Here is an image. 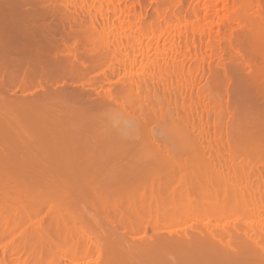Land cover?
Segmentation results:
<instances>
[{"label":"bare ground","instance_id":"6f19581e","mask_svg":"<svg viewBox=\"0 0 264 264\" xmlns=\"http://www.w3.org/2000/svg\"><path fill=\"white\" fill-rule=\"evenodd\" d=\"M133 1L0 0V163L10 167L0 168V221H18L0 225V264H264V60L252 67L236 43L252 31L230 39L262 91L237 86L218 100L200 75L207 53L226 57L225 30L247 20L240 0H191L203 10L195 21L160 7L150 29ZM254 2L264 15V0ZM189 32L207 40L201 59ZM148 85L167 103L189 92H179L183 115L162 120ZM157 120L188 130L196 157L174 158ZM132 131L153 161L172 157L143 165L136 152L147 143L130 144ZM79 205L101 215L100 231Z\"/></svg>","mask_w":264,"mask_h":264},{"label":"rangeland","instance_id":"374dc122","mask_svg":"<svg viewBox=\"0 0 264 264\" xmlns=\"http://www.w3.org/2000/svg\"><path fill=\"white\" fill-rule=\"evenodd\" d=\"M255 0H240V2H239V7L238 8H240V13H244V15L243 16H245L244 18H243V20L245 21L246 20V18H247V20L245 21V22H243L244 24H241V25H234V26H232V27H230V28H228V29H226L225 31H226V39H225V41L223 42L222 41V49H224L225 51H223V56H226V57H224L222 60H220L219 61V58L218 57H216V56H212L210 53H207V55H206V57H204V60L206 59V61H204V63H205V65H204V63H203V66H204V70H203V72L202 73H204V74H200L201 75V77H203V79L202 80H204V77H205V79H206V75H207V85H206V87L203 89V91L204 92H208L209 93V95L212 97V98H215V99H218V100H222V97H224L226 94H228V92H231V93H229V94H232V90L235 88V90H236V88H237V86L240 88V87H242V89H240L239 90V88L236 90V91H238V93H241L242 95H243V93L245 94V93H247L246 95H248V93H249V96H246V95H244V96H246V97H250V94H251V97H252V95H253V92L254 93H257L258 92V90L257 89H259L258 88V84L256 85L255 83H254V76L256 75V74H258V73H256V74H253V72H252V70L251 69H253L252 67H254L253 66V64L256 66V69L258 68L259 69V67H257V65H259V66H261V65H263V64H261V63H263V62H260V60L262 59V60H264L262 57H264V56H262V51H264V20H261V18L263 19L264 17V15H262V14H259V15H262V17L261 18H259V15L257 14L258 13V11L256 10V6H255V2H254ZM159 4H157V3ZM160 2H162V4L160 3ZM171 3V5H170V3ZM133 3H134V5H135V7H136V11H137V13H139V14H141V17H142V21H141V23H142V25L144 26V27H146L147 29H150L151 27H154V28H156V27H158L159 25H160V19H159V15H158V11H159V9H161L160 7H164L165 9H167L166 10V13H167V15H169L171 18L172 17H174V15L175 14H180V15H184L189 21H195L196 20V16H195V13L194 12H197V14H198V18H201L202 17V14H203V10H201V8H199V6L198 5H195V2H193V1H191V0H182L181 1V3L182 4H180L179 3V1L178 0H134L133 1ZM164 3H168V5H164ZM179 3V4H178ZM264 3V2H263ZM174 4V5H173ZM161 5H163V6H161ZM168 6V7H167ZM237 7V6H236ZM254 7H255V9H254ZM263 7H264V4H263ZM84 10V9H83ZM81 11L80 10V13H83V16H85V13L86 12H84V11ZM255 10L257 11V13L255 12ZM237 11H239V10H237ZM261 12H264V9L261 11ZM261 12H259V13H261ZM87 14V13H86ZM255 14V15H254ZM257 14V15H256ZM88 16V15H87ZM247 16V17H246ZM258 19V20H257ZM258 21V22H257ZM247 22V23H246ZM242 25H244V28H245V32H243L244 30H242V31H240L241 29L239 28L240 26H242ZM259 25V26H258ZM261 25V26H260ZM244 28H242V29H244ZM250 31H252V32H250ZM256 31V32H255ZM239 32H240V34L242 33H245V34H247V33H249V34H247V35H245V34H243L242 36L239 34ZM254 32V33H253ZM253 34V35H252ZM255 34V35H254ZM244 35H245V37H244ZM248 35L251 37V39L250 38H246V37H248ZM234 36H236V38H237V36H238V38L241 36V37H244V39H242L243 41L240 43H238V38L236 39V38H234ZM254 36H257V38L256 37H254ZM234 38L233 39V41L235 40V42H236V40H238L236 43L237 44H239V46H240V44L242 45V47H243V52H245V53H247V54H245V56L247 55V57L246 58H252V59H247V60H251V69L249 68V70H248V68L247 69H244L245 67H250V64H245V61H247V60H245L244 61V59L242 58H239V59H237V53H236V48H237V46H236V44H235V42L233 43V41H232V39H230V38ZM240 37V38H241ZM239 38V39H240ZM200 39H202V38H200L197 34H195L194 36H192V34H191V32H189L188 33V39H187V43L189 44V45H192V41H194L195 42V45H196V49H195V54H197L196 55V57L197 56H200L201 55V57H200V59L202 58V56H205V54L204 55H202V53H204L205 52V45H206V43H207V40H205V38H203L202 40H200ZM232 41V43L233 44H235V46H230L231 44L229 43V42H231L230 40ZM255 39H256V41H255ZM252 40H254V42L252 41ZM229 41V42H228ZM230 44V45H229ZM232 44V45H233ZM181 45L183 46L184 45V41H181ZM232 49H231V48ZM234 47H235V49H234ZM241 47V46H240ZM242 49V48H241ZM244 49H245V51H244ZM232 50H234V51H232ZM224 52H226V53H224ZM232 52V53H231ZM233 52H235V53H233ZM231 55H229V54ZM211 55V57H210V55ZM233 54H235L236 55V57H235V55H233ZM248 54H249V56H248ZM232 55H233V57H232ZM252 56V57H251ZM262 56V57H261ZM217 58V59H216ZM245 58V59H246ZM195 59H197V60H199V58H195ZM195 59H193V60H195ZM254 59V60H253ZM224 60V61H223ZM261 60V61H262ZM243 61V62H242ZM257 63H256V62ZM259 61V62H258ZM194 62H196V60L195 61H192V62H188L187 64H186V69H189L188 67H190V65L191 64H194ZM255 62V63H254ZM249 63V62H248ZM243 64H245V65H247V66H242ZM261 64V65H260ZM224 68H226L227 70H225ZM261 68L264 70V68L261 66ZM236 69V70H235ZM230 70H235V72H230V73H227L228 71H230ZM251 70V71H250ZM254 71V70H253ZM258 71V70H257ZM259 72H261V71H259ZM226 73V74H225ZM232 73V74H231ZM255 73V72H254ZM263 73V72H262ZM261 73V74H262ZM206 74V75H205ZM228 74V75H227ZM231 74V76H233V79H232V83H230V85L229 86H223L222 84L220 85L219 84V81L222 79V77H223V75L225 76L224 78H228V76ZM264 74V73H263ZM200 75H199V77H200ZM202 75H205V76H202ZM236 75V76H235ZM259 75V74H258ZM188 73H187V71H186V74H185V77L186 78H188ZM230 76V77H231ZM257 76V75H256ZM261 76L262 75H260V79H262L261 78ZM237 79H236V78ZM257 77V78H258ZM121 78H124V76H122L121 75ZM221 78V79H220ZM256 78V77H255ZM256 78V79H257ZM258 78V79H259ZM263 78H264V76H263ZM124 81H126L125 79H123ZM230 80H231V78H230ZM264 80V79H263ZM234 81V82H233ZM237 82V83H236ZM234 83L235 84H237L236 85V87H234ZM242 83V84H241ZM254 84V85H253ZM231 85H233V86H231ZM243 85V86H242ZM256 85V86H255ZM148 87H149V92H145V96H146V100H147V103H149V104H151L152 105V107H153V110L156 112H158L159 110H157V109H161V111H159V114L160 115H162L163 117H162V120H165L166 118L164 117V113L165 112H167L168 113V115L172 118V119H175V113H174V108H176V111L180 114V115H183L182 114V110L180 109V104H181V98L179 99V96H181V94L179 93V92H181V93H183V95L185 96V95H187L189 92H186V91H181V90H179V92H177L178 93V95H176L177 93L175 92V95H176V97L173 95L171 98V101H170V103H167L166 102V100L163 98V94H162V88L161 87H158L157 85L155 86L156 88L154 89V91H155V93H154V98H152V96H151V91H152V87L150 86V85H148ZM254 87V88H253ZM259 87H261V86H259ZM226 88V89H225ZM232 88V89H231ZM257 88V89H256ZM243 89H245V91L243 90ZM255 89H256V91H255ZM227 90H229V91H227ZM144 91V90H143ZM194 92H193V94H194V97L195 98H193V99H196V91L195 90H193ZM234 92V90H233V93H237V92ZM259 91H262L261 90V88L259 89ZM243 92V93H242ZM260 93V92H259ZM190 94V93H189ZM228 94V95H229ZM256 95V94H255ZM255 95H253V96H255ZM230 96H232V95H230ZM173 97H175V98H173ZM263 109V108H262ZM129 110V112L130 113H132L131 111H130V109H128ZM261 110V109H260ZM260 110H259V112L258 113H260ZM263 111H264V109H263ZM128 112V111H127ZM156 112V113H157ZM262 113H264V112H262V110H261V114ZM133 114V113H132ZM159 115V116H160ZM210 115V114H209ZM263 115V114H262ZM134 116V115H133ZM157 116H158V114H157ZM213 116H214V114L212 115V113H211V116H209L210 118H209V120L210 119H212V120H210V123L213 121ZM260 117H264V116H260ZM114 120H115V118H114ZM117 120H119L118 118H117ZM263 120H264V118H263ZM120 121V120H119ZM165 121H167V119L165 120ZM164 121V122H165ZM115 123L114 124H116V122H118V121H114ZM121 122L123 123V122H125L124 120H121ZM120 122V123H121ZM164 122H161V120H157V124L158 123H160V124H162V123H164ZM219 122H221V123H223V121L221 120V121H219L218 120V125H220L221 123H219ZM264 122V121H263ZM178 123H180L179 121H178ZM125 124V123H124ZM159 124V125H160ZM117 125V124H116ZM116 125H114L115 127H116ZM120 125H123V124H119V125H117V126H120ZM158 125V126H159ZM181 125V123L180 124H178V126H180ZM125 126H127L126 124H125ZM124 127V126H123ZM122 127V128H123ZM128 127V126H127ZM161 127V128H160ZM160 127H159V129H161V130H159L158 131V133H157V135H156V140L162 145V144H165V146H167V145H169L171 148L169 149V150H171L172 149V151H171V154H172V156H175L174 158H176V159H186V160H191L193 157H196L195 155H197L199 152H197L195 149H197V148H194V141L193 140H191L192 138L188 135L189 133H188V130H184V128L181 130H177L178 132H175L174 131V129L173 130H171V129H167V132L165 131L166 130V128L163 130V128L164 127H166L165 125H160ZM222 127V126H221ZM116 128H119V127H116ZM186 129V128H185ZM190 129V128H189ZM119 129H117V132H119L118 131ZM125 131V130H124ZM163 131V132H162ZM174 131V132H173ZM179 131H182V132H179ZM184 131V132H183ZM191 131V130H190ZM211 131H212V129H211ZM250 131V130H249ZM116 132V130H115V132L114 133H117ZM126 133H129V130L128 131H125ZM160 132V133H159ZM191 133V132H190ZM212 133V132H211ZM119 134H120V132H119ZM121 135L122 134H120V136L119 135H117L118 137L117 138H119V137H121ZM128 134H126L125 136L126 137H129V136H127ZM158 135H160V137L158 136ZM166 135V136H165ZM122 136H124V135H122ZM124 136V137H125ZM162 136H165V137H163V138H161ZM122 138V137H121ZM140 138L141 137H139L137 134H136V132H131V140H132V142L130 141L129 143L130 144H136V145H138L139 143L141 144H144L145 145V143H147L148 144V142L147 141H144V140H142L143 138H141V140H140ZM160 138V139H159ZM194 139V138H193ZM193 141V142H192ZM146 144V147H144V146H139V148H137V151H138V153L136 152V154H137V156H138V158H140L141 157V159H138L135 155H134V158L136 159V161H137V159H138V161L139 162H141L142 161V164L144 163L143 161H149V162H151V163H149V165L151 164H154V162L155 161H159L158 159L160 158V161H161V159H162V153H161V155L162 156H160L159 154V158L158 159H154L155 161H153V158H156L155 156L157 155V153L155 154L154 153V151H153V154H155L154 156H153V154H152V152L150 151V150H153V149H150V148H153V147H151L149 144L147 145ZM175 147H174V146ZM169 146H167V147H169ZM173 146V147H172ZM199 151V150H198ZM151 152V153H150ZM165 153H168V152H165ZM139 154H140V156H139ZM164 154V153H163ZM171 154H166V157H168V159H170L169 158V156L170 157H172L171 156ZM244 156H247L248 157V159H251V158H249V154L248 155H245V154H243ZM242 155V156H243ZM241 156V155H240ZM243 156V158H245ZM144 157V160H142V158ZM165 157V154H164V157H163V159L162 160H166V159H164V158H166ZM147 160H146V159ZM149 159V160H148ZM152 159V160H151ZM247 159V158H246ZM247 159V160H248ZM135 161V162H136ZM161 162V163H165V162ZM147 162H145V164L147 163ZM153 162V163H152ZM157 162H156V164H157ZM2 164V165H1ZM148 164V163H147ZM146 164V165H147ZM159 164V163H158ZM0 168H6V169H8L9 170V166L8 165H6V164H3V163H0ZM144 165V164H143ZM150 165V166H151ZM162 165V164H161ZM153 167L155 166H158V165H152ZM158 167H160V166H158ZM14 183L12 184V187L11 188H14L15 186H20L19 188L20 189H22V188H27V185L26 184H24V186L23 185H19V181H13ZM18 188V189H19ZM17 189V188H16ZM10 190V189H9ZM12 190V189H11ZM6 209V208H5ZM79 210H81L82 211V220H83V224L85 225H89V226H92L91 228H94L96 231L98 230V231H100L99 230V225L100 224H102L101 222V215L99 216V213H97V211L93 208V207H91V206H87V205H79ZM2 213V212H1ZM0 213V214H1ZM2 214H4V213H2ZM3 216V215H2ZM5 216H6V213H5ZM7 216H8V214H7ZM10 216V215H9ZM8 216V217H9ZM0 217H1V215H0ZM8 217H4L3 216V219L5 218L6 220L7 219H9ZM2 218V217H1ZM1 218H0V220H1ZM11 218V217H10ZM2 219V221L4 222V220ZM5 220V222H9V221H11V222H13V225H10L9 223L7 224V225H9L11 228H14V226L15 225H17L18 224V221H16L15 219L13 220V219H9L8 221H6ZM13 220V221H12ZM2 222L0 221V225H2L1 224ZM4 224V223H3ZM6 224V223H5ZM12 224V223H11ZM3 227L5 226V225H2ZM8 226V227H9ZM6 228H8L7 226H5ZM94 229H92L93 231H95ZM96 233V232H95ZM94 233V234H95ZM93 234V235H94ZM97 234H98V232H97ZM92 235V236H93ZM95 236H96V234H95Z\"/></svg>","mask_w":264,"mask_h":264}]
</instances>
